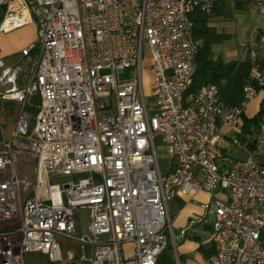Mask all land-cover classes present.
Segmentation results:
<instances>
[{"label":"built area","instance_id":"built-area-1","mask_svg":"<svg viewBox=\"0 0 264 264\" xmlns=\"http://www.w3.org/2000/svg\"><path fill=\"white\" fill-rule=\"evenodd\" d=\"M254 6L264 18V0ZM213 8L214 0H0V31L34 22L40 45L24 82L22 65L0 57V100L20 107L0 150L1 264H24L27 252L62 260L56 234L93 247L66 264H158L169 237L174 246L168 201L199 192L213 221L206 264H264V161L249 154L226 163L218 149L219 122L238 130L264 86V64L252 56L237 107L225 109L216 84L189 92L203 44L191 15ZM127 66L134 77L119 82ZM157 135L175 160L171 171L159 166ZM21 154L35 159L33 183L18 176ZM63 176L70 179L52 182ZM77 209L91 218L80 236Z\"/></svg>","mask_w":264,"mask_h":264},{"label":"crops","instance_id":"crops-1","mask_svg":"<svg viewBox=\"0 0 264 264\" xmlns=\"http://www.w3.org/2000/svg\"><path fill=\"white\" fill-rule=\"evenodd\" d=\"M235 2H238L239 5L236 6ZM224 5L227 14L216 15L215 13H210V20L207 23L217 34L228 35V38L211 45L213 59H220L226 63L230 61H242L247 56L251 58L255 56L257 60L261 61L264 57V18L259 15L255 8L254 0H224ZM26 26L30 27L33 40H36V24L30 22L22 27ZM20 28L8 32L0 31V57L6 64L22 65L24 73L21 82H24V77L28 73L26 69L30 68L37 57L32 54L34 49L31 51L29 58L21 54V49L32 44L33 40H28L24 44L19 45L16 44L15 39L10 37L12 32ZM258 36L259 39H257ZM262 95L263 91L259 92L256 101L247 104L243 111L245 116L251 117L256 113ZM240 123L238 130L234 131L222 122H219L218 131L221 141L218 149L225 158L228 156L229 142L235 144L234 139L237 140L236 135L239 131ZM238 145L241 149L249 151L239 142ZM258 161H264V156L259 158ZM172 164L174 166V162ZM207 200L208 196L199 192L187 195L179 194L168 201L167 209L171 218L173 248L179 264H206L207 258L213 252L211 241V234L213 232L212 216L207 215L201 207V204ZM208 220L212 223L211 229L206 226ZM126 247L130 250L132 246L127 245ZM90 248L92 256V245H90ZM68 256H72L75 259L71 253H68ZM85 263L90 264L88 262Z\"/></svg>","mask_w":264,"mask_h":264},{"label":"rangeland","instance_id":"rangeland-1","mask_svg":"<svg viewBox=\"0 0 264 264\" xmlns=\"http://www.w3.org/2000/svg\"><path fill=\"white\" fill-rule=\"evenodd\" d=\"M12 39H15L16 44H24L28 40H33L32 31L29 26L21 27L20 29L12 32L10 34ZM35 44V48L32 52L36 57L38 56L40 45L37 43V40H33ZM143 61H142V81L143 87L146 94L150 92V84H151V73L149 68V52L146 47L143 48ZM9 65V64H7ZM29 68L26 69L28 71ZM136 72V68L134 66H127L125 69L117 72V80L122 82L124 80L130 79L134 77ZM33 103L37 102L36 95L33 96ZM148 103L153 101V98H147ZM19 104L17 102L12 101H3L0 100V150L2 149V141L7 138L10 134V130L12 129L14 120L16 118L17 113L19 112ZM154 110L149 109V114H153ZM154 143L156 146L157 157L160 168L164 172H168L173 170L174 159L169 155L167 151V147L165 143L162 141L161 136H155ZM228 156H226L225 162L228 163L231 160L241 159L246 157L249 154H252L255 160H258L262 156H264V144L258 145L255 150L251 153L250 151H246L241 149L238 143L229 142L228 145ZM34 168H35V159L29 154H21L19 156V160L16 163V169L19 178H26V180L31 183L34 182ZM84 176V175H83ZM79 176H73V180L76 181ZM70 177H57L52 180V182L62 183L64 181L69 180ZM73 219L75 222V232L74 234L77 236L83 235L87 233L89 223L91 221L90 211L88 209H77L73 214ZM209 229L212 228V223L210 220L207 221L206 225ZM12 224L3 225L4 229L12 228ZM104 236L100 237L103 238ZM55 238L61 247V251L63 253V259L59 261L50 260L49 257L40 252H27L24 254V264H66L68 253L73 254L75 259H81L83 255L87 258L91 256V248L90 245H85L84 250L81 249L80 243L76 241L74 238L67 237L64 235L56 234ZM173 243L171 237L168 239L167 248L161 253L159 257L158 264H179L177 258L175 256ZM89 263V262H88ZM87 264V263H85Z\"/></svg>","mask_w":264,"mask_h":264},{"label":"trees","instance_id":"trees-1","mask_svg":"<svg viewBox=\"0 0 264 264\" xmlns=\"http://www.w3.org/2000/svg\"><path fill=\"white\" fill-rule=\"evenodd\" d=\"M235 5L238 6L239 3L235 2ZM211 13L226 15L224 0H214V8ZM209 14L197 11L191 15L194 22L193 37L201 39L203 44L195 57L196 72L189 92L196 91L204 84H216L225 109L237 107L243 100V85L251 68V57L247 56L242 61L226 63L220 59H213L211 45L228 38V35L217 34L213 28L207 25L210 20ZM2 18L3 10L0 13V21ZM260 62L264 64V57ZM262 91L263 95L256 113L251 117L242 113L239 131L236 135L237 141L251 152L256 148L255 141L259 127L264 124V86Z\"/></svg>","mask_w":264,"mask_h":264},{"label":"water","instance_id":"water-1","mask_svg":"<svg viewBox=\"0 0 264 264\" xmlns=\"http://www.w3.org/2000/svg\"><path fill=\"white\" fill-rule=\"evenodd\" d=\"M0 264H1V257H0Z\"/></svg>","mask_w":264,"mask_h":264},{"label":"bare ground","instance_id":"bare-ground-1","mask_svg":"<svg viewBox=\"0 0 264 264\" xmlns=\"http://www.w3.org/2000/svg\"><path fill=\"white\" fill-rule=\"evenodd\" d=\"M4 27H6V24L4 25Z\"/></svg>","mask_w":264,"mask_h":264}]
</instances>
